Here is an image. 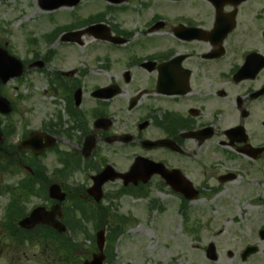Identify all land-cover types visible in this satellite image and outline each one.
<instances>
[{
	"label": "flooded vegetation",
	"instance_id": "1",
	"mask_svg": "<svg viewBox=\"0 0 264 264\" xmlns=\"http://www.w3.org/2000/svg\"><path fill=\"white\" fill-rule=\"evenodd\" d=\"M75 8L70 25L84 34L70 45L91 43L98 76L88 67L69 68L65 45L34 51L24 65L44 77L40 120L20 136L16 122L24 123L29 98L19 86L14 97L4 91L11 103L5 119L12 190L43 199L45 208L28 232L63 233L70 211L122 193L141 197L152 187L185 215L196 211V202L221 196L227 208L236 203L246 213L263 212L264 0H80ZM25 74L13 80L24 82ZM32 131L48 144L40 155L19 146ZM137 160L139 173H153L148 182L142 174L128 183L121 174ZM107 166L118 178L104 184L98 201L90 189ZM53 185L64 200L51 196ZM251 231L237 254L241 259L257 245L247 261L264 244V221ZM33 241L69 257L68 239ZM105 259L131 264L111 249Z\"/></svg>",
	"mask_w": 264,
	"mask_h": 264
},
{
	"label": "rangeland",
	"instance_id": "2",
	"mask_svg": "<svg viewBox=\"0 0 264 264\" xmlns=\"http://www.w3.org/2000/svg\"><path fill=\"white\" fill-rule=\"evenodd\" d=\"M76 14L77 11L72 8H59L54 13L44 12L39 6V0H2L0 44H7L10 53L23 60H31L36 50L43 53L48 46L65 45L60 50L68 56V67L91 68V76L97 77V62L93 59L95 53L89 50L91 43L85 47H73L71 43L46 40L59 25L75 22ZM30 39L37 40L31 42ZM32 70L30 68L26 71L24 82L12 80L4 85L0 82L1 94L4 95L7 89L14 97L13 89L19 86V91L29 98L26 104L29 111L24 123L18 119L16 122L19 136L23 133L22 128L26 129L30 125L36 129L39 126L38 92L43 90L41 86L45 87L44 77L35 76ZM2 121V128L5 129L8 121L4 117ZM7 143L10 144L9 138ZM6 171L0 170V264L64 263L65 258L56 245L34 242L35 239H46L34 236L23 237L21 240L17 220L5 218L9 216L12 207L21 211L23 217L43 203V199L36 196L21 200L18 193L13 192L9 186L11 167ZM109 190L111 188L106 191ZM122 194L115 199L108 198L101 206H91L93 209L86 205L81 211H70V264H83L85 259L97 251L95 235L98 229H106L107 237L113 233L110 241L116 248V254L131 264H264L263 243H259V252L252 260L242 262V258L237 256L245 247L252 228L263 223L264 211L251 210L246 213L236 203L233 208H227L222 206V202L228 199L221 196L215 201L196 202V211L192 215H185L178 211L177 203L169 195L160 200L164 194L154 187L146 190L141 197H126ZM118 225L121 231L117 233L115 229ZM111 226L113 230H110ZM114 236L118 240H114ZM25 241L33 242L25 244ZM210 242L216 245L217 261L207 259L203 252Z\"/></svg>",
	"mask_w": 264,
	"mask_h": 264
},
{
	"label": "water",
	"instance_id": "3",
	"mask_svg": "<svg viewBox=\"0 0 264 264\" xmlns=\"http://www.w3.org/2000/svg\"><path fill=\"white\" fill-rule=\"evenodd\" d=\"M79 2V0H41L40 4L42 6L43 9H56V7H60L63 5H68V6H74L77 5ZM83 35L82 31H73V32H68L66 34H64L62 40L63 41H73V42H81L80 38ZM23 65L21 63V61L16 57V56H12L8 53V51L5 48L0 47V78L2 79V82H6L8 81L10 78H13L15 76H19L23 73ZM0 112L3 114H6L8 112H10V108H9V101L6 98H3L0 96ZM1 124V122H0ZM41 134L38 133H33L28 139L23 140L21 147L22 148H33L34 151L37 154H40V151L45 147L44 144H42L41 141ZM3 135L2 132L0 131V141L2 140ZM138 167V162H136L133 167L130 169L131 171H129L128 174H124V178H126V180L129 182V180H134L137 177H139L140 175H142L143 173H137L136 168ZM111 169L110 167H107V169L104 170V172H102L99 175H96V177H94V181L96 183V186L91 190L93 191V193H95L97 195V199L99 200L102 197V193H101V188L103 186V184L106 183V181L108 179H115V177L110 178L111 176ZM151 173L147 175V179L150 178ZM135 181V180H134ZM60 192V188L57 185H54L53 188L51 189V196L59 198L60 200H63L65 195H59ZM42 209L38 208L35 209L32 214L27 217L24 218L21 222L20 225H22L23 227L26 228H30L32 227L36 222L37 219H42V214H41ZM97 243H98V249L100 248L99 253H96L93 255V259L86 261L84 264H104V246L106 243V237H105V230H100L97 233ZM256 248H254L255 250ZM252 252L253 249L249 248L247 249V252ZM208 255H210L213 259H217V254H215V245L211 244L209 246L208 249ZM246 255V254H245ZM244 255V259L247 257Z\"/></svg>",
	"mask_w": 264,
	"mask_h": 264
},
{
	"label": "trees",
	"instance_id": "4",
	"mask_svg": "<svg viewBox=\"0 0 264 264\" xmlns=\"http://www.w3.org/2000/svg\"><path fill=\"white\" fill-rule=\"evenodd\" d=\"M8 159H9L8 156H3V155L0 154V166H1V169L0 170L2 172H7L6 170L9 167V165H8ZM13 205H14V203H13ZM21 215H22L21 211H19V210H17V209H15V208L12 207L11 210H10V214L8 216V219H11L12 218V219L18 221L21 218ZM126 220H127V218H126ZM13 224H14V222H13ZM110 230H113V226L110 227ZM120 231H121V226L118 225L116 227V229H115V232L118 233ZM18 233L20 234V239L23 238V234L26 236L25 232H23L21 230H19ZM40 236L41 237L46 236V237H49V238H55L57 236V234H56V232H53V231H50V230H44V231H41L40 232ZM110 236H113V233H110L109 237Z\"/></svg>",
	"mask_w": 264,
	"mask_h": 264
}]
</instances>
